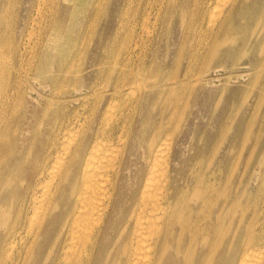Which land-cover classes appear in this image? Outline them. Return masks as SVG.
Instances as JSON below:
<instances>
[{
  "label": "rangeland",
  "instance_id": "374dc122",
  "mask_svg": "<svg viewBox=\"0 0 264 264\" xmlns=\"http://www.w3.org/2000/svg\"><path fill=\"white\" fill-rule=\"evenodd\" d=\"M202 1L150 0L152 9L147 21L143 17L146 0H127V3L126 0H81L77 1L76 6L64 0L53 3L51 0H11L7 19L1 21L0 53L6 57L0 59L4 61L0 62L3 71L0 79V118L8 117L7 129L11 132L18 128L17 148L21 153L30 150V159L40 142L47 138L55 140L56 148H59L63 129L73 131L80 127V136L85 130L89 131V127L99 118L103 108L102 99H108L117 85L115 98L118 102L122 101L121 108L126 107L127 93L136 103V108L129 113L130 124L126 131L128 146L133 144L135 129L143 126L144 148L137 150L134 163L130 165L131 172L137 176L135 179L132 175L133 180L142 179L148 169L147 143L154 138L158 144L169 136L172 154L170 185L179 191L182 215L184 218L190 216L188 208L192 207V228L197 225L196 235L202 236L208 232L215 239L214 243H218L219 252L233 235L236 236L235 226L239 220L249 228L245 236L256 235L264 225V67H260L264 63V16L256 19L255 9L251 7L252 0H248L245 19L240 21L245 25L247 22V29H229L218 36L219 39L221 36V39H227L214 45L212 39L207 37L211 26L209 21L231 3L213 0L205 5ZM216 4H219L218 7L224 4L225 7L219 11ZM203 5L207 8L204 9ZM94 6H99L98 10ZM54 19L59 20L61 25L60 30L56 31L59 53L49 57L47 65L36 73V58L44 42L41 39L43 29ZM38 23L40 25L36 26ZM30 30H34V33ZM10 43L17 46V52ZM226 50H231L230 57L224 55ZM50 65L53 68H49ZM59 69L62 70L60 74ZM174 75L175 78L172 77ZM60 122L62 125L59 127ZM20 131L22 134L19 137ZM1 141H7V137H2ZM1 154L3 159L9 156L7 151ZM126 156L130 162L132 158L129 154ZM122 173L126 175L127 182H133L130 171L123 169ZM23 178L24 173L18 166L8 177L7 188L19 185ZM141 181H138L139 185ZM5 211V225L8 226L13 207L7 206ZM217 214L220 229L215 227ZM230 221L234 223L231 227ZM210 225L216 230L211 229ZM196 246L192 245V255L198 248ZM254 252L257 256L259 252L264 255V247L256 245ZM257 256L253 259L257 260Z\"/></svg>",
  "mask_w": 264,
  "mask_h": 264
},
{
  "label": "bare ground",
  "instance_id": "6f19581e",
  "mask_svg": "<svg viewBox=\"0 0 264 264\" xmlns=\"http://www.w3.org/2000/svg\"><path fill=\"white\" fill-rule=\"evenodd\" d=\"M10 1L11 0H0V38L2 34L1 21L2 19H7V14L10 12ZM54 1L58 0H51V3H53ZM64 1L72 2V4L76 6L77 1L79 2L81 0ZM210 1L213 2V0H203L202 2L206 5ZM229 1L231 4L226 7L227 9L223 10L220 14L218 13L216 18L214 17V19L212 20L209 19L211 26L209 27V36L207 37L212 39V43H214V45H219L227 39H221L222 36L219 39L218 36L227 32L229 29H247V22L245 25V23L241 24L240 21L245 19L244 12L248 11V9H246L248 0H226L224 4H227V2ZM144 4L145 6L143 7V17L147 19V21H149L148 18L150 17L148 16L151 13L152 5L150 4V0H146ZM224 4L223 6L225 7ZM223 6H219L216 9L221 11L220 8ZM38 7L40 8L39 5ZM96 7L94 9L98 10L99 6L98 8ZM203 7L204 9L207 8V6L205 7L204 5ZM214 7L213 10L215 9ZM251 7L255 9L256 19H259L264 16V0H252ZM72 11H74V9ZM211 15L213 16V13H211ZM211 15L210 18H213L211 17ZM214 15L216 16V14ZM131 16L133 15H130V17ZM38 25L40 24H36V26ZM6 26H8V24H6ZM60 27L61 25L59 24V20L57 21L56 19H54L52 22L50 21L47 26L43 29L41 39L42 41L44 40V42L42 44L43 48L38 53V56L36 54V56L38 57V59L36 58L38 62L34 68L36 73L40 72L43 69L44 65H47L46 62H48L49 57H52L56 53H59L58 50H60V48L57 47L58 33L56 31L60 30ZM88 28L90 29L91 27ZM145 28L148 27L145 26ZM141 29H143V26ZM32 33H34V30ZM147 33L146 36H148ZM130 37L133 36L130 35ZM35 41L36 40H34V42ZM27 45L29 46L28 43ZM10 46L14 48V52L18 51L17 46L13 45V43H10ZM61 48L64 47L61 46ZM195 48L197 49V47ZM12 53L9 55L10 57L12 56ZM189 53H191V51ZM225 54L227 57H230L231 50H226L224 55ZM4 57H6L4 56V53H0V59ZM113 57L115 58V56ZM259 64L261 65V63ZM263 65L264 63L260 67L263 68ZM48 67L53 68L52 65ZM48 71L52 70L49 69ZM58 71L59 74L62 72V70L60 69ZM2 73L3 71L0 69V79ZM64 74L65 73H63V75ZM128 74L130 73L128 72ZM172 77L175 78V75ZM168 78H170V76ZM185 78L187 79L188 77ZM130 85L131 84L129 83V86ZM141 88L143 89V86ZM12 90L14 89H11V91ZM131 90L132 89H130L129 91ZM117 92L118 86L116 85L113 94L108 99H102L103 108L99 113V118L94 122L93 126L89 127V131L85 130L83 134L81 132V136L80 127L77 130L73 131L71 129H63L62 132L58 131L61 133L59 138V148H56L55 140H49L47 138L46 141L40 142V144L37 146L36 152L31 155L30 159V150L27 151V153H21L17 148L19 147L17 144L18 128L14 129L11 132L9 129H7L9 124V119H7L8 117L0 118V264H264V255L259 252V254H261L260 257L259 254L257 256V253L254 252V247L256 245L264 247L263 224L261 225L256 235L254 234L250 236H245L248 233L249 228L242 223V220H239L235 226V233H237L236 236L233 235L230 238L231 240L227 241L225 247H223L219 252L217 251L218 243H214L215 239H213V237L210 236L208 232H206L202 236H197L198 233H195L197 225L196 228H192V207L189 206L188 208L190 216L184 218L182 215V206L180 203L181 196L179 195V191L175 186L173 187L170 185V162L172 154L170 140L171 138L169 136V138L164 137L161 142L158 141V144L155 143L153 136V139H151V141L147 143V161L149 162L148 169L144 173L142 179L139 178L138 180H133L134 176L135 179L137 178V176L135 175V173L133 174L131 172L132 170L130 165L134 163V157L136 155L137 150H143L144 148L142 144L144 134L143 126L135 129L133 144L128 146V133H126V131H128L127 128L130 124L129 113L131 112V109L134 110V108H136V103L133 102L132 97L130 98L127 93V98H125L127 100H125L124 102V105H126V107L123 106L121 108L120 104L122 101L118 102V100L115 98V94ZM136 99H138V97ZM49 103L52 104V102L50 101ZM138 104L139 102H137V105ZM255 114L257 113L255 112ZM75 122L77 121L75 120ZM56 123L57 121L52 125V128H54ZM61 125L62 122H60L59 127ZM82 125L84 124L82 123ZM20 133L22 134V131L18 133L19 137ZM4 136L7 137V141L5 142L1 141L2 137ZM2 151L9 152V156L3 159V156L1 154ZM126 154H129V156L132 158V160L130 159V162L127 160ZM195 162L196 161H194V163ZM18 166L24 173V178L22 179L19 185L7 188L8 177L10 174H12V171L18 168ZM123 169L130 171L131 177L132 175H134L131 180L137 183L138 186H135L133 182H127L126 175H123L122 173ZM210 173L213 177L214 172H212L211 170ZM138 181H141L140 185ZM218 186L219 185H217L216 187ZM7 206L13 207V212L11 213V223L8 226L5 225V217L7 214L5 208H7ZM218 216L219 215L217 214L215 224L219 220ZM233 224L234 223L232 221L229 222L230 227L233 226ZM210 227L214 231L216 230L215 227H219L218 229H220L219 223H217V226L213 228L211 225ZM199 228L201 229V226H199ZM195 244L198 248L192 255V245ZM261 251H263V249ZM215 254L217 256H215ZM255 255L257 256V260L253 259Z\"/></svg>",
  "mask_w": 264,
  "mask_h": 264
}]
</instances>
